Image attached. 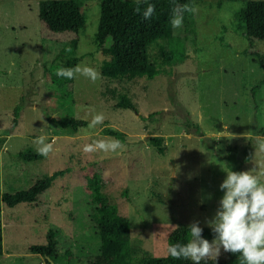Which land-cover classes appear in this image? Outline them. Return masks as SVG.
Returning a JSON list of instances; mask_svg holds the SVG:
<instances>
[{"label":"rangeland","instance_id":"1","mask_svg":"<svg viewBox=\"0 0 264 264\" xmlns=\"http://www.w3.org/2000/svg\"><path fill=\"white\" fill-rule=\"evenodd\" d=\"M44 1L0 0V196L64 170L50 183L48 217L71 237L74 264H87L99 247L94 188L109 194L116 213L126 219L128 231L120 241L132 264L164 257L167 237L178 226L198 221L210 231L204 239L212 242L209 224L227 173L264 171V153L257 150L256 140L264 138V73L245 54L247 43L237 30L245 2L193 0L198 9L194 24L180 44L172 47L160 40L148 47L152 78L92 83L83 76L58 77L56 70L82 65L100 72L110 60L95 46L101 0H70L85 22L72 52L66 51L69 45L40 44L38 14ZM256 47L264 51V42ZM169 50L176 51L172 68L161 60ZM122 98L134 110L121 105ZM16 106L20 114L12 127ZM89 106L94 113L86 111ZM95 114L105 119L89 134ZM47 116L59 121L73 117L86 125L74 132ZM107 128L123 133L125 149L84 153L85 144L113 138L105 134ZM42 135L47 143L56 138L49 156L36 162L17 156L38 153L40 145L34 141ZM150 137L160 145L151 144ZM91 162L95 168L88 172ZM94 173L95 186L89 190L87 180ZM0 206L6 210L0 264H47L28 251L37 242L31 230L36 212L23 204L7 208L1 200ZM225 255L221 248L219 257Z\"/></svg>","mask_w":264,"mask_h":264},{"label":"trees","instance_id":"2","mask_svg":"<svg viewBox=\"0 0 264 264\" xmlns=\"http://www.w3.org/2000/svg\"><path fill=\"white\" fill-rule=\"evenodd\" d=\"M227 2H245L237 24L239 35L245 39L247 46L244 49L246 55L254 57L264 73V51L256 47L257 43L264 42V0H225ZM149 4L155 5V12L150 19L143 18V12ZM194 6L193 0H101L100 17L96 32L95 46L98 51L110 55V60L103 62L100 67L101 77L108 80L120 81L135 78H152L153 73L147 69V49L150 45L165 40L172 47L180 44L182 34L193 27L194 13H183V24L180 28H173L170 21L173 18V9L182 5ZM141 9L140 14L135 12L136 7ZM85 25L84 17L73 1L47 0L39 5L38 36L41 45H69L71 52L75 49L78 33ZM175 50L162 52V62L171 67L174 61ZM71 83L69 84V88ZM121 105L134 110L132 104L124 98ZM12 127L17 123L20 107L13 109ZM52 123L63 128L77 131L86 125L83 120L73 117L66 121L46 117ZM105 134L117 140L123 141V133L111 128L105 130ZM149 142L159 146L160 141L156 137H150ZM161 152L162 149L159 148ZM25 162H36L42 156L38 153H17ZM94 162L89 163L88 172L92 171ZM64 170L56 171L52 175L36 179L31 186H25L17 191L2 194L0 200L7 208H14L23 204L36 212V220L31 226L37 242L31 243L28 251L44 258L47 264L56 260H63V264H74L76 261L72 239L62 228L49 222V188L50 183L57 175L64 174ZM94 173L88 178L87 189H93L95 183ZM91 184V185H90ZM91 203L94 210L92 216L97 225L95 236L99 239V247L95 254L91 255L87 264H132L125 250V243L120 241L128 231V223L125 218L116 213L111 203V196L98 192L94 188ZM15 209V208H14ZM5 211L0 206V255L4 252V220ZM189 227L178 226L167 237L169 244L188 242ZM203 238H209L210 231L203 229ZM40 238V239H39ZM239 254L227 253L216 260H204L201 264H240ZM146 264H193L191 260L173 259L167 254L161 258H148Z\"/></svg>","mask_w":264,"mask_h":264},{"label":"clouds","instance_id":"3","mask_svg":"<svg viewBox=\"0 0 264 264\" xmlns=\"http://www.w3.org/2000/svg\"><path fill=\"white\" fill-rule=\"evenodd\" d=\"M139 5L140 0H136ZM196 6L182 5L173 9V18L170 23L173 28H180L183 24V13H195ZM135 12L140 14L141 9L136 7ZM155 12V5L149 4L143 12L145 20L150 19ZM71 52V48L66 49ZM58 77L68 80L83 76L92 83L101 79V73L93 67L76 65L73 68L60 67L56 70ZM86 111L95 112V108L89 106ZM103 114L92 116L87 128L94 130L97 125L103 123ZM46 136H39L34 143L40 145L38 154L49 156L54 150L55 139L47 143ZM257 150L264 153V138L256 137ZM126 145L115 138H107L85 144L83 152L86 154L103 152L116 153L125 149ZM264 171L252 174V171H229L226 178L220 184V190L224 193L219 201L214 218L210 222L215 239L209 242L202 238L203 229L199 222L189 225L190 239L186 244L175 243L167 246V255L173 259L191 260L193 264H201L204 260H216L221 248L224 252L239 254L242 264H264Z\"/></svg>","mask_w":264,"mask_h":264},{"label":"water","instance_id":"4","mask_svg":"<svg viewBox=\"0 0 264 264\" xmlns=\"http://www.w3.org/2000/svg\"><path fill=\"white\" fill-rule=\"evenodd\" d=\"M52 264V263H51Z\"/></svg>","mask_w":264,"mask_h":264}]
</instances>
